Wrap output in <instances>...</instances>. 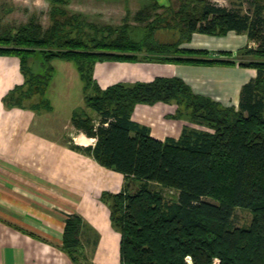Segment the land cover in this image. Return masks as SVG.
<instances>
[{
	"label": "trees",
	"instance_id": "obj_1",
	"mask_svg": "<svg viewBox=\"0 0 264 264\" xmlns=\"http://www.w3.org/2000/svg\"><path fill=\"white\" fill-rule=\"evenodd\" d=\"M201 1V15L187 18L188 34L174 42L154 37L157 28L170 24L168 18L154 12L159 6L156 2L133 15L145 25L140 26L146 32L138 39L131 34L135 27L129 21L101 31L85 22L80 13L53 6L49 27L32 20L7 37L15 47L0 46V52L21 55L26 75L23 53L40 47L39 53L48 62L40 66L49 75L44 94L53 76L52 60L75 62L87 107L101 115L97 125L87 117H75V124L96 139L88 149L126 179L125 190L111 196L112 220L121 232L122 264H264V62L246 64L236 58L249 46L236 53L225 50L217 54L183 46L194 32H246L257 42L255 53L264 58V3L238 0V6H227ZM246 4L249 8L244 10ZM85 26L96 31L89 43L81 34ZM75 29L80 31L76 37L72 36ZM103 60L239 64L255 67L257 75L242 87L235 108L196 93L178 76L119 82L103 89L93 75L95 64ZM90 82L98 92L95 96L86 92ZM26 86L9 100L20 103L31 96L22 94ZM19 95L23 99H15ZM186 100L194 104L190 116L183 112ZM156 101H176L181 106L179 117L204 128L186 125L178 138L152 136L148 126L132 118V110L137 103ZM155 185L177 191V198L166 199ZM237 207L252 212L249 225L233 224ZM83 223L81 215L71 213L63 232L64 248L77 264L88 260L80 238Z\"/></svg>",
	"mask_w": 264,
	"mask_h": 264
},
{
	"label": "crops",
	"instance_id": "obj_2",
	"mask_svg": "<svg viewBox=\"0 0 264 264\" xmlns=\"http://www.w3.org/2000/svg\"><path fill=\"white\" fill-rule=\"evenodd\" d=\"M23 1L37 5L52 2ZM67 1L73 4L77 0ZM253 42L246 32H194L183 46L212 54L225 50L236 53ZM57 59L69 73L62 78L63 89L65 85L67 88L65 98L73 96L68 90L71 75L82 81L84 92L75 62L55 58L51 62L53 76L43 96L49 107L42 103L37 106L33 96L12 103L9 98L26 86L27 75L20 54L0 52V264H77L63 243L71 213L83 217L80 238L90 264H122L121 232L112 220L111 196L125 190L124 174L101 163L88 149L95 138L82 133L80 141L64 140L49 132L51 120L64 122L87 108L82 92L75 103L64 105V117L60 116L52 88ZM93 75L103 89L119 82L132 84L178 76L196 93L238 108L242 87L257 75V70L239 64L103 60L95 64ZM179 109L176 101L140 102L134 105L132 118L162 140L180 137L186 125L204 128L179 117Z\"/></svg>",
	"mask_w": 264,
	"mask_h": 264
},
{
	"label": "rangeland",
	"instance_id": "obj_3",
	"mask_svg": "<svg viewBox=\"0 0 264 264\" xmlns=\"http://www.w3.org/2000/svg\"><path fill=\"white\" fill-rule=\"evenodd\" d=\"M212 1L227 6H238L239 2L238 0ZM0 2V46L2 47H15V42H12L10 39L7 40V37L14 36L21 27L28 25L32 20L39 22L44 28L49 27L53 22V6H57L62 10L70 11L71 13H80L85 22L92 23L94 25V27L92 25L93 28L101 31L105 26L117 27L129 21L130 24L135 27L133 28L134 30L131 31V34L135 35L134 37L138 39L140 36L144 35V32L146 31L145 27H140L143 25L142 23L133 19V15L145 5L155 4L156 2L159 6L154 12L162 14L165 18H168L170 24H162L160 28H157L155 30L154 37L159 41L174 42L183 39L188 34L186 27L184 26L185 20L194 16H200L203 11L204 4L201 0H77L73 4L60 0L38 5L33 4L32 2L28 3L23 0H0ZM247 8H249L248 4L244 5L243 9L246 10ZM78 32H80L79 29H75L72 36L76 37ZM81 34L82 38L89 43V40L95 37L96 31L89 26H85L84 30L81 31ZM1 38L3 39L1 40ZM4 38L5 41H3ZM257 46V42L254 41L251 46L237 53L236 58L246 64L260 61L264 62V58L259 57L258 54L255 53ZM39 52L40 47H37L36 51L33 53H23L26 63L28 83L22 94L25 92L27 95L33 96L37 106L42 103L44 106L46 105L45 107H49V103L45 99L46 97H43L45 96L44 87L48 81L49 75L46 72V69L40 67L42 63L46 64L48 62ZM61 62L62 61L60 59L54 61L57 69V79H54V85L52 88H54L53 99L55 105L59 110L60 116L63 118L64 114L61 110H65L64 105H66L67 102L72 101L75 103L77 99H80L78 97L81 96L80 94H82L83 90L80 88V86H82V81H77V78L71 75L73 80L70 79V82L72 83L68 90L73 96L70 100L65 98L67 88L65 85V90L63 89L62 78L69 73H66L63 70ZM252 68L257 70L255 67ZM88 86L89 87L86 91L88 94L94 96L98 94L93 83L90 82ZM42 98H44V100ZM15 99L21 100L23 97L19 95L16 96ZM41 100H43V102H40ZM185 103L187 104H184L183 112L186 116H190L192 110L194 109V104H190L193 103V101L186 100ZM51 115L54 116V113L52 112ZM75 117L78 119H82L84 117L90 118L92 122L97 125L98 121H100L101 115L93 109L87 107L84 113L72 116L64 122L60 119L51 120L49 125L51 128L49 127V132L52 135L64 140L80 141L83 138L82 133L86 136L88 135L83 131V129L75 124ZM155 188L162 190L166 199L170 201L175 200L178 196V193L175 190L165 189L160 185H155ZM117 214L118 216H121L122 211H118ZM252 217V212L249 209L237 207L233 217V224L235 226L249 225L252 221ZM81 263L90 264L89 258L87 261L81 260Z\"/></svg>",
	"mask_w": 264,
	"mask_h": 264
}]
</instances>
